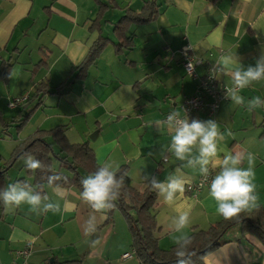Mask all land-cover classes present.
I'll list each match as a JSON object with an SVG mask.
<instances>
[{"label":"crops","instance_id":"1","mask_svg":"<svg viewBox=\"0 0 264 264\" xmlns=\"http://www.w3.org/2000/svg\"><path fill=\"white\" fill-rule=\"evenodd\" d=\"M147 1L0 0V81L4 83L0 111L7 120L27 115L19 133L12 128L8 131L14 142L12 150L39 130L60 127L70 144H88L98 166L109 163L114 171L126 166L139 193L149 186L143 176L164 180L176 174L181 162L167 151L171 132L166 128L160 132L156 122L174 110L181 112V104L196 93L198 79L221 55L237 54L245 67L255 65L264 52V0H158L159 14L154 21L130 27L133 50L122 54L108 45L83 75H77L75 68L98 35L115 41L113 27L125 11L138 12ZM100 4L105 5V11L99 14ZM95 19L100 33L90 31ZM186 47L199 61L195 66L198 79L184 73L179 52ZM43 81L51 93L39 101L32 97ZM61 84H67L66 88L54 93ZM216 85L232 87L231 76L216 77ZM240 94L246 101L254 96L264 99V80L240 90ZM21 95L29 100L10 109L8 103ZM189 119H211L219 124L224 135L218 145L221 158L225 152L255 156L258 206L264 207V107L248 111L225 97L213 115L198 110ZM0 137L8 139L1 129ZM9 156L0 155L3 159ZM23 166L24 161L17 171H8L3 178L5 186L21 177L32 183ZM241 166L247 167L246 159ZM218 171V167L210 168L211 175ZM182 174L188 183L174 203H166L156 192L152 212L160 250L176 245L178 233L172 221L181 212H189L190 222L184 230L187 235L193 229L207 230L221 218L208 195L209 183L199 192L186 190L201 177L198 169L183 168ZM64 189L59 213L37 214L27 204L6 212L0 202V264H112L111 259L117 258L123 264H139L124 214L114 209L108 220V212L94 213L97 230L86 234L84 222L93 210L80 198L77 188ZM44 193L57 199L49 187ZM130 214L136 217L134 210ZM222 240L225 243L206 256L205 264H264V246L252 234H242L239 226L231 227ZM103 248H107L106 255L100 251ZM20 251H27V256H17ZM127 253L130 257L123 259Z\"/></svg>","mask_w":264,"mask_h":264},{"label":"clouds","instance_id":"2","mask_svg":"<svg viewBox=\"0 0 264 264\" xmlns=\"http://www.w3.org/2000/svg\"><path fill=\"white\" fill-rule=\"evenodd\" d=\"M212 72L219 78L230 75L232 87L225 89V97L237 106H244L248 111L264 107V99L254 96L247 101L240 94V90L252 85L254 82L264 80V52L256 59L255 65L245 67L237 54L221 55L213 64ZM161 132L166 128L171 132V141L167 148L176 160L181 164L176 168V174L160 180L155 175L143 176L145 182L162 196L166 203L172 204L177 199V194H183L188 181L183 177L182 169L190 168L199 171L207 180L210 168H219L212 175L208 195L216 203V212L224 219L238 218L240 213L251 211L258 207L255 179V156L242 152H225L220 157L219 143L224 140L219 124L215 120L192 119L182 116L179 111H172L165 121H157L155 124ZM163 156V152L161 153ZM167 159L166 156H164ZM26 169L30 171L42 170L43 163L30 154L21 156ZM247 161V167L241 165ZM124 175H117L109 163L101 164L97 169L83 177L80 181L82 191L80 198L86 202L93 213L84 222L86 234H92L97 230V218L94 213L106 214L115 207V201L121 196L124 187ZM49 189L56 200L47 193L33 188L26 182L10 183L0 188V202L6 212H14L23 204L37 213L61 212L60 200L65 198L66 190L60 181L66 182V178L59 174L46 176ZM189 212L183 211L172 221L175 236L176 264H188L191 237L184 231L189 225Z\"/></svg>","mask_w":264,"mask_h":264},{"label":"trees","instance_id":"3","mask_svg":"<svg viewBox=\"0 0 264 264\" xmlns=\"http://www.w3.org/2000/svg\"><path fill=\"white\" fill-rule=\"evenodd\" d=\"M98 11L99 14L103 13L105 5L100 4ZM158 14V0L145 2L138 12L127 9L124 16L113 27L112 34L115 41L99 34L82 63L75 68L78 71L77 75H83L108 45H112L117 53L123 54L133 50V33L130 32V27L152 22ZM91 23L90 31L92 32L95 29L100 33L98 20L95 19ZM66 86L67 84H61L53 92L60 94ZM48 93H51L49 85L47 81H43L38 83L32 98L40 101L41 97ZM26 123L27 115H20L7 120L0 111V129L3 131L4 138L10 137L8 132L10 128L19 133ZM26 153L40 160L44 165L42 170L35 172L26 169L25 166L22 167L24 175L32 179V183L28 184L41 192H44L45 187H48L46 176L59 174L66 178V182L60 181L63 187L73 186L81 193V179L93 173L98 167L93 151L88 144H70L60 127L49 131L39 130L30 139L18 142L8 159L0 157V188L5 187L3 183L4 176L15 162L21 160V156ZM116 172L117 175H124V187L120 198L115 201V207L107 213L108 220L111 219V212L114 209L120 210L124 214L133 236L132 250L139 264H176L177 245L169 250H160L158 247L156 237L158 227L152 212L156 191L148 186L143 193H139L132 186L126 166L118 168ZM18 181L26 182L25 178L22 177L16 180V182ZM131 210L136 212L135 218L130 214ZM233 226H239L242 234H252L264 246V207L258 206L250 212L240 213L238 218L226 220L221 216L219 222L210 226L207 230L193 229L188 235L191 237V244L188 249L190 253L188 264H205L204 259L206 256L225 243L222 240L223 236ZM55 264L80 263L79 261H70Z\"/></svg>","mask_w":264,"mask_h":264},{"label":"built area","instance_id":"4","mask_svg":"<svg viewBox=\"0 0 264 264\" xmlns=\"http://www.w3.org/2000/svg\"><path fill=\"white\" fill-rule=\"evenodd\" d=\"M181 65L183 67L184 73L193 78L198 79L195 74V66L199 63L197 59L190 53L188 47L184 48L179 52ZM199 84L197 86L196 93L187 98L180 106L183 116H190L191 113L198 110H205L208 115H213L219 106V102L225 98L226 87H219L216 85L215 72H212V68H207L204 76L198 79ZM29 97L27 95H21L19 98H14L8 103L10 109H14L21 104L27 102ZM169 113L164 115L163 121L167 119ZM190 121V119H189ZM211 173L206 180L202 175L196 183H192L186 186L188 192H199L201 188L210 183ZM17 256L26 257L27 251L17 252ZM129 254H124L123 259L128 258ZM12 264H23L13 261Z\"/></svg>","mask_w":264,"mask_h":264},{"label":"rangeland","instance_id":"5","mask_svg":"<svg viewBox=\"0 0 264 264\" xmlns=\"http://www.w3.org/2000/svg\"><path fill=\"white\" fill-rule=\"evenodd\" d=\"M38 13H40V11H38ZM40 16L41 17H43L42 16V14L40 13ZM16 41L17 40H13V42L14 43H16ZM22 43H23V41H21V43H20V46H22ZM27 53V51H25L24 52V54H26ZM29 69H31V68H29ZM30 73V72H29ZM0 91L3 89V87H4V83L2 82V81H0ZM13 146H14V142H13V139L12 138H8V139H2L1 137H0V155L1 156H3L4 158L5 157H8L9 155H10V153H11V150H12V148H13ZM23 160L21 159V160H18L14 165H13V167H12V169H11V171H17L18 169H19V166L21 165V162H22ZM117 214L116 215H119L118 217V219H120L119 221H120V224L121 225H124L123 223H124V221H123V218H122V216L120 215V213L119 212H116ZM115 220V219H114ZM106 228H103V230L102 231H104ZM101 246L102 247H104V242H102L101 243ZM104 251L105 252V255L107 254V248H103V249H101L100 251ZM128 250V249H127ZM111 260H113L112 261V264H123L122 262H120V259H111ZM133 262H135L136 263V261L134 260Z\"/></svg>","mask_w":264,"mask_h":264}]
</instances>
